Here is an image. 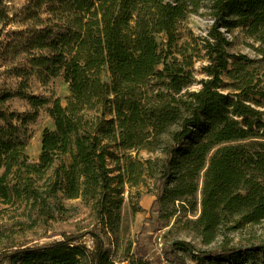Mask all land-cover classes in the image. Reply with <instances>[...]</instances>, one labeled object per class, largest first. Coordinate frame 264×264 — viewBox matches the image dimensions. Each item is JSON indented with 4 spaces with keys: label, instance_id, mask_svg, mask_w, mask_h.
Masks as SVG:
<instances>
[{
    "label": "trees",
    "instance_id": "16d2710c",
    "mask_svg": "<svg viewBox=\"0 0 264 264\" xmlns=\"http://www.w3.org/2000/svg\"><path fill=\"white\" fill-rule=\"evenodd\" d=\"M202 8L212 19L206 77L189 90L200 54L177 48V24ZM237 26L264 42V0H25L13 9L0 0V264H114L123 186L150 171L159 212L176 202L196 210L203 171L189 223L216 244L171 241L169 264H264V242L216 241L226 223L264 219V92L245 56L228 67L222 29ZM44 116L53 128L30 159L24 149ZM139 149L158 151L156 164L118 155ZM53 223L72 224L48 243H17Z\"/></svg>",
    "mask_w": 264,
    "mask_h": 264
},
{
    "label": "rangeland",
    "instance_id": "374dc122",
    "mask_svg": "<svg viewBox=\"0 0 264 264\" xmlns=\"http://www.w3.org/2000/svg\"><path fill=\"white\" fill-rule=\"evenodd\" d=\"M4 1L9 9L19 8L25 2V0ZM211 22L212 19L208 15L207 9L202 8L197 13H189L177 24V48L183 44L185 47H196V52L200 54V57H198L199 59L194 61L195 79L188 87L189 90L199 89L201 86L200 80L206 77L202 70V66L207 63V60L204 58V50L201 43L203 42L202 38L206 37ZM9 26L12 29L19 28V26L14 23ZM222 30L229 41L227 47V51L231 55L228 59L229 69L232 68L233 61L243 60V56H245L248 59V67L256 76L254 78L255 90L264 92V42L252 36L247 26H237L229 31ZM160 67L161 66H159V68ZM223 78V86L230 88L229 83H231L232 80L225 76H223ZM227 90L229 89L225 91ZM58 92L60 101L64 105L66 97L69 95L68 85L61 81L59 83ZM261 109L264 110L262 107ZM44 128H53V123L48 116H44L41 122L35 126V134L24 149V153L28 155L30 159L36 160L39 156L40 138ZM118 155L139 159L142 162H144L146 158H151L154 160V164H156L160 153L158 151L147 152L144 149H139L126 150L118 153ZM108 164L112 166L113 161L109 159ZM143 175L142 181L132 185L125 183L123 186L122 195L124 202L120 238L116 246L108 244L114 264H129V260L126 259L127 257H129V259L139 257L145 262L144 264H161L163 260H166L163 255V249H168L171 241L174 240L190 242L197 249H208L215 246L216 243H203L201 237L190 228L189 223V220L194 219L199 214L200 188L203 180V171L199 174L197 206L196 210L193 211H191L187 204L181 205L180 202H176L162 207L159 212L160 208L157 202V196L160 193V188L154 180V173L151 171L150 174L144 172ZM79 218H81V216ZM71 224L72 223H53L50 227L45 228V230L34 229L33 231L19 235L17 237V243H25L24 245L29 246L48 243L61 238V230L69 228ZM233 225H231V223H226V225L221 228L216 241H219L223 236H227L233 245L247 246L249 244H260L264 242V219L253 225H239L238 228ZM83 241L88 246L92 245V241L88 236L83 237ZM1 251L0 249V255L2 253ZM184 262L185 264H197L196 261L189 257H186ZM137 264L141 263L137 262Z\"/></svg>",
    "mask_w": 264,
    "mask_h": 264
},
{
    "label": "built area",
    "instance_id": "2783aa9c",
    "mask_svg": "<svg viewBox=\"0 0 264 264\" xmlns=\"http://www.w3.org/2000/svg\"><path fill=\"white\" fill-rule=\"evenodd\" d=\"M161 264H168L166 260H163Z\"/></svg>",
    "mask_w": 264,
    "mask_h": 264
}]
</instances>
